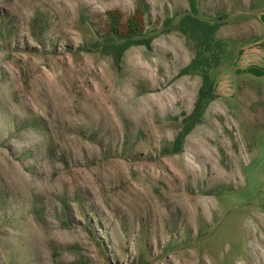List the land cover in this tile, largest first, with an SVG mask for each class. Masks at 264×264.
<instances>
[{
    "label": "rangeland",
    "instance_id": "obj_1",
    "mask_svg": "<svg viewBox=\"0 0 264 264\" xmlns=\"http://www.w3.org/2000/svg\"><path fill=\"white\" fill-rule=\"evenodd\" d=\"M262 11L0 0V264H264Z\"/></svg>",
    "mask_w": 264,
    "mask_h": 264
},
{
    "label": "crops",
    "instance_id": "obj_2",
    "mask_svg": "<svg viewBox=\"0 0 264 264\" xmlns=\"http://www.w3.org/2000/svg\"><path fill=\"white\" fill-rule=\"evenodd\" d=\"M261 14L264 15V11H262ZM263 17H262V21L264 20ZM260 41H261L260 44H258L259 41L256 44L253 42L254 43L253 46H250L247 49L245 46L243 49H241V52L238 56L239 59L237 60V62H243L242 64L245 67H247L250 71H252L254 74L262 73V69H264V66H263L264 65V39Z\"/></svg>",
    "mask_w": 264,
    "mask_h": 264
},
{
    "label": "trees",
    "instance_id": "obj_3",
    "mask_svg": "<svg viewBox=\"0 0 264 264\" xmlns=\"http://www.w3.org/2000/svg\"><path fill=\"white\" fill-rule=\"evenodd\" d=\"M113 20H111V31L114 33V34H117L118 35V32L116 31V28L113 26ZM140 32V29L138 28V24L137 22L135 21V18L134 16H131L128 20H127V32L125 34V37H133V36H136L138 35Z\"/></svg>",
    "mask_w": 264,
    "mask_h": 264
},
{
    "label": "bare ground",
    "instance_id": "obj_4",
    "mask_svg": "<svg viewBox=\"0 0 264 264\" xmlns=\"http://www.w3.org/2000/svg\"><path fill=\"white\" fill-rule=\"evenodd\" d=\"M101 103H102V102H101ZM99 106H100V105H99ZM101 109H102V108H101ZM102 112H103V110H102ZM106 112H107V111H106ZM106 112H105V113H106ZM96 113H97V112H96ZM107 114H108V113H107ZM183 203H184V202H183ZM203 264H204V263H203ZM205 264H206V263H205Z\"/></svg>",
    "mask_w": 264,
    "mask_h": 264
}]
</instances>
